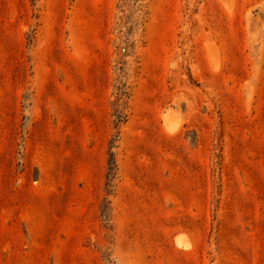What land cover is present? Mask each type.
Masks as SVG:
<instances>
[{
  "label": "rangeland",
  "instance_id": "obj_1",
  "mask_svg": "<svg viewBox=\"0 0 264 264\" xmlns=\"http://www.w3.org/2000/svg\"><path fill=\"white\" fill-rule=\"evenodd\" d=\"M0 264H264V0H0Z\"/></svg>",
  "mask_w": 264,
  "mask_h": 264
},
{
  "label": "bare ground",
  "instance_id": "obj_2",
  "mask_svg": "<svg viewBox=\"0 0 264 264\" xmlns=\"http://www.w3.org/2000/svg\"><path fill=\"white\" fill-rule=\"evenodd\" d=\"M167 122H169V121H166V123H167ZM167 124H168V123H167ZM167 124H166V125H167ZM168 125H170V124H168ZM168 125H167V126H168ZM171 126H173V128H174V123H173V125H171ZM178 236H179V235H178ZM182 237H183V236H182ZM183 240H184V239H183ZM183 240H182L180 237H176V239H175L176 243L179 244V245H182V244H183ZM187 246H188V245H187Z\"/></svg>",
  "mask_w": 264,
  "mask_h": 264
}]
</instances>
